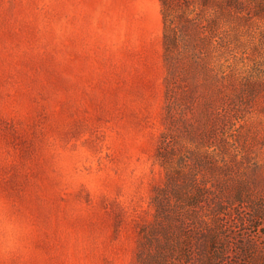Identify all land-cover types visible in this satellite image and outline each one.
Returning a JSON list of instances; mask_svg holds the SVG:
<instances>
[{
	"label": "rangeland",
	"instance_id": "374dc122",
	"mask_svg": "<svg viewBox=\"0 0 264 264\" xmlns=\"http://www.w3.org/2000/svg\"><path fill=\"white\" fill-rule=\"evenodd\" d=\"M160 9L0 0V264H138L157 196L178 264H264V0H240L232 57L219 25L168 85Z\"/></svg>",
	"mask_w": 264,
	"mask_h": 264
},
{
	"label": "trees",
	"instance_id": "16d2710c",
	"mask_svg": "<svg viewBox=\"0 0 264 264\" xmlns=\"http://www.w3.org/2000/svg\"><path fill=\"white\" fill-rule=\"evenodd\" d=\"M159 2L163 23L164 57L167 64V85L175 79L176 70L180 69L179 55L189 61L184 77L189 75L197 77L198 73L204 70L206 49L216 35L219 25L223 28L218 42L224 49L222 55L232 57L234 53L231 48L233 35L229 29L230 23L238 17L240 0H159ZM225 62H228V57ZM229 68L231 65L227 63L228 74ZM168 99V118L172 121L174 101L171 100L170 95ZM170 142L171 137L165 134L159 145L157 156L163 161L161 165L165 168L167 178L166 187L161 192L166 194L169 190L170 194L175 196L179 188L177 177L172 172L173 168L170 164V158L173 156V150L169 148ZM183 188L192 189V186L186 183L183 184ZM185 197L189 198L187 195ZM168 200L167 196L166 199L163 196L153 198L155 223L150 230L149 239L155 244L156 250L151 256L139 255L138 264H178L180 262V258L175 254L176 240L173 241V237L168 236V231L163 227L164 220L171 222L172 219L169 202L166 204ZM143 242L146 243V241Z\"/></svg>",
	"mask_w": 264,
	"mask_h": 264
}]
</instances>
